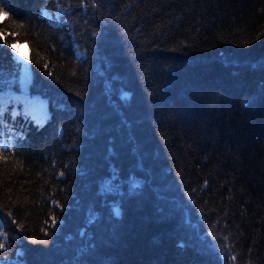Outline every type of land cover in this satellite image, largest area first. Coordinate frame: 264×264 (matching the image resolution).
I'll use <instances>...</instances> for the list:
<instances>
[{
  "label": "trees",
  "instance_id": "1",
  "mask_svg": "<svg viewBox=\"0 0 264 264\" xmlns=\"http://www.w3.org/2000/svg\"><path fill=\"white\" fill-rule=\"evenodd\" d=\"M0 7V264H264V0Z\"/></svg>",
  "mask_w": 264,
  "mask_h": 264
},
{
  "label": "rangeland",
  "instance_id": "2",
  "mask_svg": "<svg viewBox=\"0 0 264 264\" xmlns=\"http://www.w3.org/2000/svg\"><path fill=\"white\" fill-rule=\"evenodd\" d=\"M13 50L16 54H18L21 57V64H22V68H21V83L23 86H26V84L28 83V81L30 80V73H29V61H27L24 58V54H25V48L24 46L22 47H13Z\"/></svg>",
  "mask_w": 264,
  "mask_h": 264
},
{
  "label": "snow or ice",
  "instance_id": "3",
  "mask_svg": "<svg viewBox=\"0 0 264 264\" xmlns=\"http://www.w3.org/2000/svg\"><path fill=\"white\" fill-rule=\"evenodd\" d=\"M262 11H264V10H262ZM0 14H3L5 17L8 16V13L5 12L2 7H0ZM261 35H264V31L261 32ZM257 38H259V37H257ZM44 67H48V65L45 64ZM49 74H51V73H49ZM72 75H75V73L73 72ZM61 175H62V173H61ZM8 199H11V197H8ZM21 227H23V225H21ZM5 239H7V238L5 237ZM4 247H5V245L3 243H0V248H4ZM231 259L233 261H235L237 258L235 256H233Z\"/></svg>",
  "mask_w": 264,
  "mask_h": 264
}]
</instances>
